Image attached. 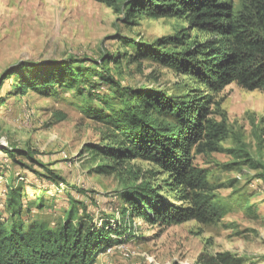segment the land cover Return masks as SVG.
I'll use <instances>...</instances> for the list:
<instances>
[{
    "label": "trees",
    "instance_id": "trees-1",
    "mask_svg": "<svg viewBox=\"0 0 264 264\" xmlns=\"http://www.w3.org/2000/svg\"><path fill=\"white\" fill-rule=\"evenodd\" d=\"M122 12L131 23L140 14L152 17H183L188 26L205 33L202 40H185V33L168 35L152 42L121 37L124 50L105 52L93 58L69 56L44 60L25 59L0 75V89L7 97L24 96L29 90L57 95L58 90L75 92L81 113L101 124L97 141H86L80 154H88L89 171L113 175L122 208L112 217L93 219L81 201L69 198L65 215L51 225L46 218L31 215V206H44L40 197L30 201L23 177L5 180L0 198V264H95L97 258L119 243L120 236L134 229L136 219L161 226L196 219L213 222L224 213L211 191L209 172L195 164V155L219 149L229 135L224 121L208 117L212 103L205 90L218 91L236 82L248 90L264 92V0H97ZM132 46L134 52H129ZM152 58L162 65L190 75L205 89L182 95L157 86L123 84L110 63L118 65ZM8 99L0 97V107ZM55 121L67 117L58 110ZM242 152L245 149L239 148ZM0 152L20 164L35 161L31 146L1 145ZM141 158L171 176L172 189L181 203L170 201L160 187L133 168ZM43 175L57 182L48 169ZM264 190V168L258 173ZM82 208V209H81ZM195 264H243L230 251L201 255Z\"/></svg>",
    "mask_w": 264,
    "mask_h": 264
},
{
    "label": "rangeland",
    "instance_id": "rangeland-1",
    "mask_svg": "<svg viewBox=\"0 0 264 264\" xmlns=\"http://www.w3.org/2000/svg\"><path fill=\"white\" fill-rule=\"evenodd\" d=\"M122 17V12L97 0H0V75L25 59L98 58L106 51H122L127 46L121 37L152 42L183 31L189 42L206 36L188 26L183 17L140 14L131 23ZM128 51L134 48L129 46ZM126 60L122 58L116 66L110 63L123 84L157 86L179 95L205 89L194 77L152 58L130 64ZM9 83L0 89V97L8 99L0 107V144L31 146L36 154L35 161L25 159L20 164L0 152V198L6 178L23 177L28 181V200L41 197L44 202L42 208L32 205L31 215L42 216L51 225L65 215L69 198L81 201L97 221L120 211L121 182L113 175L91 173L88 154H80L82 144L97 141L103 127L80 112L78 94L60 89L49 96L29 90L24 96L7 97ZM204 93L212 100L208 117L224 121L229 135L219 142L218 150L198 153L194 161L209 172L211 191L225 207L224 213L209 223L189 219L161 226L136 219L131 234L120 236L121 241L95 264H195L201 255L218 251H230L243 264H264V190L256 178L264 168V92L231 82ZM58 110L66 111L67 117L55 121L53 114ZM132 163L170 201L182 202L169 185L167 172L141 158ZM48 169L58 175L57 182L43 176L50 174ZM0 209L4 210L1 202Z\"/></svg>",
    "mask_w": 264,
    "mask_h": 264
}]
</instances>
